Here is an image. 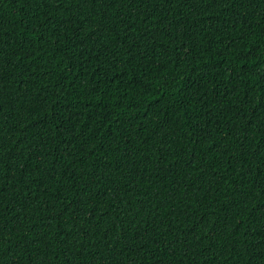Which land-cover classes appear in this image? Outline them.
Wrapping results in <instances>:
<instances>
[{"label": "trees", "instance_id": "1", "mask_svg": "<svg viewBox=\"0 0 264 264\" xmlns=\"http://www.w3.org/2000/svg\"><path fill=\"white\" fill-rule=\"evenodd\" d=\"M0 264H264V0H0Z\"/></svg>", "mask_w": 264, "mask_h": 264}]
</instances>
